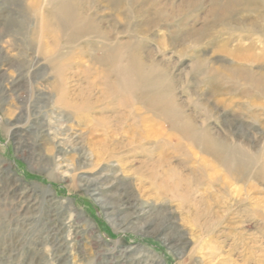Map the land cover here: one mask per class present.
<instances>
[{
    "label": "rangeland",
    "instance_id": "1",
    "mask_svg": "<svg viewBox=\"0 0 264 264\" xmlns=\"http://www.w3.org/2000/svg\"><path fill=\"white\" fill-rule=\"evenodd\" d=\"M262 254L264 0H0V264Z\"/></svg>",
    "mask_w": 264,
    "mask_h": 264
},
{
    "label": "bare ground",
    "instance_id": "2",
    "mask_svg": "<svg viewBox=\"0 0 264 264\" xmlns=\"http://www.w3.org/2000/svg\"><path fill=\"white\" fill-rule=\"evenodd\" d=\"M60 5H61V4H60ZM63 5H64V4H63ZM58 7H59V6H58ZM54 8H55V7H54ZM54 11H55V10H54ZM57 14H58V13H57ZM63 14H64V13H62V16H63ZM59 16H60V14H59ZM67 16H68V14H67ZM42 17H43V16H42ZM56 17H57V16H56ZM67 20H68V19H67ZM42 22H43V21H42ZM108 55H109V54H108ZM110 56H111V55H110ZM112 61H113V59H112ZM196 211H197V210H196ZM196 211H195V212H196ZM156 232H157V231H156ZM162 232H163V231H162ZM154 234H155V233H154ZM165 238H166V237H165ZM164 241H165V240H164ZM262 255H263V254H262ZM211 256L213 257L212 260L214 261L215 264H221V262H219L218 260H216V258H215L214 255H211ZM263 256H264V255H263ZM262 259H263L262 261H264V258H262ZM258 262H260V261H258Z\"/></svg>",
    "mask_w": 264,
    "mask_h": 264
}]
</instances>
